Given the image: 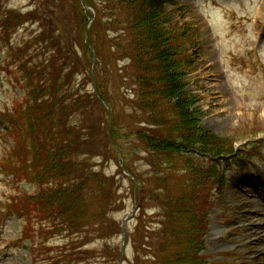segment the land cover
I'll use <instances>...</instances> for the list:
<instances>
[{
  "label": "rangeland",
  "instance_id": "obj_1",
  "mask_svg": "<svg viewBox=\"0 0 264 264\" xmlns=\"http://www.w3.org/2000/svg\"><path fill=\"white\" fill-rule=\"evenodd\" d=\"M46 1L51 0H0V21L6 23L4 18L12 9L33 12L35 7L39 8L40 4ZM175 1L177 7H169V9L173 11L174 25L178 26L176 32L183 33L184 39L180 49L189 65L187 91L197 100L196 107L202 113L200 118L202 128L213 133L217 138L225 140L226 144H232L235 152L242 147H248L252 142L264 140V28H262L264 0ZM75 3V0H64L61 6L55 2L49 5L54 11L52 17H60L67 24L68 38L78 42L75 51L80 54L83 61L82 48L80 52L83 41L81 37H78L77 27L83 16L81 13H75ZM96 3L98 12L89 8L82 10L88 25L91 22L96 23L95 26L99 25V31L93 36V41L102 48L99 56L101 65L98 68L100 73L98 80L99 85H105L107 81V97L111 104L107 103L109 112L105 109L106 124L103 127L106 129L114 122L125 138V144L123 139L118 143L127 150L125 154H118L115 149L113 152L110 151L114 157L108 159V162L103 163L98 160L102 159L100 157H94L93 161L97 164L96 171L103 172L108 176H105L106 178L115 179L110 188L111 197L114 199H111L108 205H104L103 211L106 215L102 217L107 223L106 226L110 225L111 233L120 230L121 234L115 236L116 234L110 233L107 239H96L98 235L92 233L95 237L92 240L93 243L87 247L81 246V252L85 255L74 256L73 260H79V262L72 263L118 264L115 259L116 249H121L122 229L126 225L128 246L127 262L124 264H134L137 256L139 262L144 264L147 261V255L151 256L152 252L144 248V250H138L139 253L136 255L132 244L135 243L136 247L140 248L139 245L142 244L144 236L160 229L157 216L158 203L154 202L157 191L151 192L158 188L163 190L168 188L169 193L172 192L180 198L188 193L186 187L189 182L197 178L203 181L209 176V171L196 159H185L182 156L173 158L174 166L168 171L159 156L152 158L143 149L145 145L138 142L137 132L150 130V127L144 123L145 115L135 106V103H138L135 92L138 87L127 79L135 76L136 68L129 62L122 49L116 51L112 48L114 44L111 40L114 33L111 32L110 35L106 33V29L110 26L107 23L109 24L111 19L116 20L117 25L123 27L126 20L125 13L119 8L114 10L113 6H108L103 11L100 4L102 2L96 0ZM59 8L62 11L60 13ZM112 13H116L114 17ZM5 31L0 28V112L7 116L16 128L19 122L17 107L22 115H26L28 109L23 99L20 100V93L15 88L12 91L9 77L18 76L23 80L29 102L31 96H34L32 91L37 89V81L33 80L30 72L24 71V66L28 70L35 68L43 63L44 58L35 56L39 46L34 43V37L39 31L33 17L29 22L21 24L15 30L12 29L8 34H5ZM100 37L102 39H99ZM17 50L23 52L16 54ZM91 61H88V66L90 64V71L96 75L95 67L98 62H94L93 69ZM103 63L105 67L102 66ZM19 64H22L21 69H18ZM78 83L79 81L74 83L76 88ZM17 88L20 89L18 86ZM112 110L113 119L109 115V113L112 114ZM24 124L27 131L28 122ZM88 126L92 127L90 124ZM1 128L3 131L2 124L0 130ZM18 132L13 129L8 139L0 132V171L3 174H6V168L10 167L6 165L7 160L9 163L13 162L10 154H16V150L13 149L16 138L13 136L20 137L21 134ZM95 136L99 139H95L89 150L94 153L99 151L103 153L105 150L108 152L109 147L105 142L104 134L100 132V135ZM21 138L25 143L24 137ZM17 139L20 141L19 138ZM262 151L264 155V147ZM248 154H251V157L258 155L247 148L243 150L241 156ZM119 161L129 169H126L129 173L123 171L122 173L118 169ZM186 162L192 165V172L188 171ZM151 163L162 164L159 166L163 173L151 170L149 166ZM206 165L209 166L208 163ZM132 170L140 180H137L136 184L132 181ZM164 174L167 180L162 183L160 179ZM243 176L246 179H240L238 175L229 171L228 177L232 178V183L221 199L215 202V208L211 212V229L206 238L209 250L205 254L211 264H264V239H259L264 236V206L262 205L264 204L262 203L264 201V160L257 159L251 173L246 172ZM108 180L111 181V179ZM23 182L24 180H21L20 183ZM210 186L216 189L219 185L215 181ZM18 189L23 195L35 194V189L31 186L21 184L17 187L14 181L0 176V214L4 216L1 217L3 219L0 222V264H61L60 261L67 259L63 257L65 255L63 250L60 252L58 250L70 242V239L65 238L66 233L57 232L56 235L50 236L52 239L48 241V246L51 248L44 249L39 246L41 239L38 234H35L32 229L28 231V227L30 224L33 225L34 221L28 223L14 217H6V201L12 195L19 196ZM96 199L89 197L87 201H84L85 209L90 217L101 209ZM135 205L137 210L131 217ZM129 216L130 218L125 222ZM35 224L41 225V223ZM45 225L48 227L51 223ZM42 227L45 230L44 233L48 232L44 225ZM22 231H26V235H23ZM90 235L91 233L88 237ZM88 237L77 235L71 239H74L78 246L80 243L91 242ZM147 242V240L143 241V245ZM21 244H24V248H20Z\"/></svg>",
  "mask_w": 264,
  "mask_h": 264
},
{
  "label": "trees",
  "instance_id": "obj_2",
  "mask_svg": "<svg viewBox=\"0 0 264 264\" xmlns=\"http://www.w3.org/2000/svg\"><path fill=\"white\" fill-rule=\"evenodd\" d=\"M99 1L102 2L100 4L103 11L106 7L113 6L114 10L119 8L125 13L123 27L111 19L109 24L107 23L110 26L106 33L108 35L114 33L115 37L111 40L114 44L112 48L116 51L122 49L129 62L136 68L135 76L127 79L138 87L135 91L138 103H135V106L145 115L144 123L150 127V130L137 132L138 142L145 145L142 146L143 149L152 158L159 156L168 171L174 166L173 158L180 156L190 160L196 159L209 171V176L203 181L197 178L189 182L186 187L188 193L180 198L172 192L169 193L168 188L164 190L158 188L151 192L157 191L154 202L158 203L157 220L160 229L144 236L140 248L133 243L134 252L137 255L138 250L144 248L152 252L151 256L147 255L144 264H209L207 257L202 255L208 248L205 237L209 230V216L215 197L223 195L228 182L224 171H220L216 163L218 160L234 159L238 152H235L232 144H226L225 140L217 138L201 126L202 113L196 107L197 100L187 91L189 65L180 49L184 39L183 33L176 32L178 26L174 25L173 11L169 9L177 7V3L174 0ZM54 2L61 6L64 0L46 1L40 4L38 10L44 13L43 16L41 13L38 19L41 31L34 42L39 46L35 56H43L44 61L29 70L24 66V69L27 68L33 75V80L37 81V89L32 93L33 108L29 113L32 125L30 129L36 130L34 133L27 130L29 135L27 140L31 141L32 151L25 152L27 151L25 143L14 135L16 154H10L13 162L9 163L7 160L6 164L11 167L6 172L12 177L25 172L27 180L36 185L37 191L31 196L17 197L15 204H10L8 209L21 220L28 223L34 221V224L28 227V231L38 228L37 232L41 237L47 234L55 235L58 232L66 233L70 239L77 235L88 237L91 233L89 240L92 242L95 239L93 234L98 235L96 239H107L112 231L110 225L109 228L106 226L102 215H106L103 211L104 205H108L111 199H114L111 197L110 188L115 180L106 178L108 176L101 171H96L97 164L93 161L94 157H101L104 162L111 156V152L105 150L103 153L101 151L94 153L89 150L98 138L95 135H100L104 130L103 125L106 124L104 122L106 111L102 101L108 104L110 102L107 97V81L105 85H99L98 80L102 48L96 45L93 36L99 31V25L93 24L89 39L90 47L98 55L95 67L96 92L94 87L91 91L86 89V85H94L90 64L88 66L93 54L84 44L87 21L80 1L75 0L74 11L83 16L77 27L78 37L83 41L80 52L82 48L84 62L75 51L78 42L68 38L67 24L60 17H52L54 11L50 9L49 3ZM84 3L96 12L99 11L96 0H84ZM62 11L59 8V13ZM36 14L33 16L35 20ZM112 14L114 17L116 13ZM25 18V15L8 11L7 17L4 18L6 23L1 20L0 25L10 32L29 20ZM17 51L16 54L23 52ZM102 66L105 67V64ZM79 76H82L83 81L76 88L74 83L79 80ZM16 111L18 121L23 122L25 119L18 111V107ZM111 137L115 143L123 139L125 144V138L114 122ZM119 146L122 153L127 150ZM209 160L212 161L208 164L210 167L206 165ZM159 165L149 164L151 170L162 174ZM186 165L188 171L192 172V165L187 162ZM132 171L131 173L140 181ZM165 175L160 179L162 183L167 180ZM17 177L15 178L18 179ZM215 181L219 185L216 189L210 186ZM89 197L97 198L101 208L91 217L88 216L84 204ZM47 223H51V226L46 227ZM42 225L48 232L44 233ZM119 232L120 230L116 233L114 231L111 235L117 236ZM146 240L148 242L143 245V241ZM76 243L72 239L69 245L62 247L65 254L63 257L67 260L60 261L61 264H74L72 262L77 261L73 260V257L81 255V246L84 244L80 243L77 246ZM39 246L48 248L43 241ZM118 255L119 252L116 250L117 260ZM134 264H141L138 256Z\"/></svg>",
  "mask_w": 264,
  "mask_h": 264
},
{
  "label": "water",
  "instance_id": "obj_3",
  "mask_svg": "<svg viewBox=\"0 0 264 264\" xmlns=\"http://www.w3.org/2000/svg\"><path fill=\"white\" fill-rule=\"evenodd\" d=\"M125 240H126V235L124 236V241H123V243L125 242ZM123 249H124V245H123Z\"/></svg>",
  "mask_w": 264,
  "mask_h": 264
},
{
  "label": "bare ground",
  "instance_id": "obj_4",
  "mask_svg": "<svg viewBox=\"0 0 264 264\" xmlns=\"http://www.w3.org/2000/svg\"><path fill=\"white\" fill-rule=\"evenodd\" d=\"M259 239H264V236H261Z\"/></svg>",
  "mask_w": 264,
  "mask_h": 264
}]
</instances>
